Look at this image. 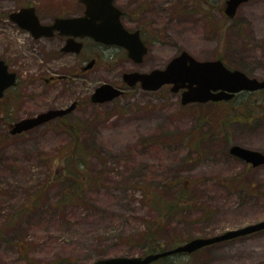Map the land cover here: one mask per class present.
Instances as JSON below:
<instances>
[{"label": "rangeland", "instance_id": "rangeland-1", "mask_svg": "<svg viewBox=\"0 0 264 264\" xmlns=\"http://www.w3.org/2000/svg\"><path fill=\"white\" fill-rule=\"evenodd\" d=\"M116 3L126 12L125 26L141 29L149 47L142 63L121 47L95 41H88L79 55L60 54L9 19L11 11L27 5H35L45 22L79 14V0H0V55L12 60L21 80L67 75L51 85L22 81L26 88L16 107L0 117V264H30L28 258L91 264L151 253L149 242L134 236L145 221L157 226L162 217L155 216L140 189L127 186L132 178L162 182L189 177L196 182L192 206L158 231L157 248L264 220V164L254 167L229 151L240 144L264 152V93L240 92L230 100L183 105L181 93L169 86L148 91L123 83L126 71L163 68L183 50L199 60L222 59L230 68L264 79V0L246 1L234 17L225 12L226 0ZM95 56L94 67L82 71ZM104 82L123 87L125 93L93 103L91 94ZM74 99L80 105L72 117L93 118L87 137L107 161L102 174L107 183L86 193L87 205L59 208L46 205L61 190L59 181L51 182L44 202L16 221V210L62 163L60 152L70 137L59 120L21 134H12L10 126ZM179 134L187 135L189 143L174 141ZM198 139L199 149L191 145ZM102 163L94 159L93 168L100 170ZM150 264H264V229Z\"/></svg>", "mask_w": 264, "mask_h": 264}, {"label": "water", "instance_id": "water-1", "mask_svg": "<svg viewBox=\"0 0 264 264\" xmlns=\"http://www.w3.org/2000/svg\"><path fill=\"white\" fill-rule=\"evenodd\" d=\"M85 5L83 15L57 16L51 24L40 21L35 6H23L11 12L10 17L20 27L29 30L35 37L53 35L55 30L71 38L90 36L96 41L107 45H119L128 50V55L135 62L143 61L148 47L143 41L140 30L131 31L122 22L123 10L115 4V0H80ZM248 0H226L225 12L229 17L236 15L240 5ZM82 41L68 39L64 50L79 52ZM92 59L83 70L94 66ZM123 80L130 87L140 82L143 89L158 90L165 84H172L171 90L181 92V102H208L230 99L237 93L248 90L264 89V79L252 77L241 69L228 67L222 59L199 60L187 50L171 58L163 68H154L149 72L140 70L126 71ZM16 82V73L8 72V65L0 59V95L3 90ZM124 93V89L104 82L97 86L91 94L95 103L111 101ZM76 107V102L63 108H50L34 116L22 118L14 123L10 132L20 134L52 119L70 113ZM230 153L241 158L246 163L257 167L264 164V152L258 149L233 144ZM264 229V220L239 228L229 229L223 233L209 237H195L174 248L152 252L145 256H114L100 258L91 264H150L161 257L180 252L191 253L204 246L216 242L230 240Z\"/></svg>", "mask_w": 264, "mask_h": 264}, {"label": "trees", "instance_id": "trees-1", "mask_svg": "<svg viewBox=\"0 0 264 264\" xmlns=\"http://www.w3.org/2000/svg\"><path fill=\"white\" fill-rule=\"evenodd\" d=\"M256 92L264 93V89ZM57 120L65 127V131L70 137V141L66 147L63 148L62 152H60L62 163L58 165L59 168L58 166L52 167L49 178L45 182V186L29 194L27 200L16 210V221L23 216H27L36 206L44 202L47 186L49 187L51 182L54 183L59 181L61 190L58 197L50 201V204L46 205L51 207L57 206L59 208L68 205H87L86 193L97 186L107 183L106 178L102 175L104 169L107 167V161L101 156L96 146L88 141L89 138L87 137L88 132L86 131L93 127V118L87 119L66 115ZM178 139L189 143L187 135L181 134L180 136L179 134L177 137L174 136L173 138L174 141H178ZM198 142L199 139L192 142L191 145L199 149ZM94 159H99L103 162V166L100 170H95V168H93ZM127 186L129 188L140 189L147 198V205H149V208L151 210H156L155 212L152 210L155 216L162 217V222L157 226L155 223L145 221L144 228H140L134 237L139 238L141 241L149 242L151 252L168 249L156 247L155 243H159L157 239L158 231L164 226L169 225V223H167L168 220L175 219L180 216V213H185L186 210L190 209L192 204L189 200L190 197H192L196 182L189 177H184L183 180L176 178L171 180L166 179L162 182L154 178L145 180L139 177L130 179ZM127 186L124 185L122 187L127 190ZM171 192L175 197L170 196ZM158 245L160 244H157V246ZM28 263L53 264L51 261H40L33 258H28Z\"/></svg>", "mask_w": 264, "mask_h": 264}, {"label": "flooded vegetation", "instance_id": "flooded-vegetation-1", "mask_svg": "<svg viewBox=\"0 0 264 264\" xmlns=\"http://www.w3.org/2000/svg\"><path fill=\"white\" fill-rule=\"evenodd\" d=\"M80 6L82 8V12L81 13H79V14H75V13L74 14H70V13H68V14H65L63 16H72V15H82V14H84L85 5L81 1H80ZM36 11H37V7H36ZM11 12L9 13V19L14 24L18 25V23L16 21L12 20V18L10 17ZM37 13H38V11H37ZM125 14H126V12L124 10V14L122 16V20H123V17H124ZM55 17H53L49 22H45L41 18H40V20H41L42 23L51 24V23L54 22ZM128 29H130V28H128ZM30 34H31L33 40H36L37 43L49 42L48 43L49 46L51 48L56 49V50L58 49V52L60 54L74 53V54L79 55L81 53V51L84 49V47L86 46V44H87L88 41H94V39L92 37H90V36H86L84 38H80V37L71 38L72 36L66 35V34H62L59 30H55L54 33H53V35H50V36H41V37H38V38L35 37L31 32H30ZM68 39H73L74 41H82L83 42V47H82L81 51H79V52H72V51H66V50H64L63 48L66 45ZM94 58L96 59V62H97L98 57L95 56L92 59H94ZM0 59L4 60L6 62V64L8 65V72H10V73L15 72L16 73V82L14 84L8 86L7 88H5L3 90V92H2V94L0 95V117L1 118H3L5 114L12 113L13 108L16 107L17 102H18V96L25 92L24 89L26 87L23 86L24 82L25 83L26 82H31L29 84H34L35 81L40 80L43 84L51 85L53 83H58V82H61V81H64V80L67 79V75L66 74L56 73L55 76H51V77H39L37 80H35L34 78H32L30 76H27L25 78V80H21L20 74L16 70H14L12 68V66H11L12 60H10L8 56H2V55H0ZM81 69L83 71V66H81ZM22 81H24V82H22ZM73 102H76V107L70 113H68V115H72L73 111H75V109L80 105V102L78 101V99H74ZM18 120H16V121H18ZM16 121L12 122V124L10 126V130H11L12 126L14 125V123ZM52 121H54V120H52ZM52 121H50V122H52ZM50 122H48L47 124H49Z\"/></svg>", "mask_w": 264, "mask_h": 264}]
</instances>
